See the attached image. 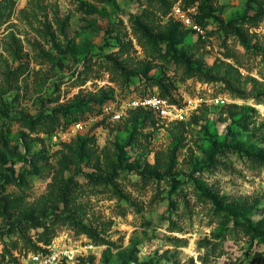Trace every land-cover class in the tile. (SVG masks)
Returning a JSON list of instances; mask_svg holds the SVG:
<instances>
[{
    "label": "rangeland",
    "instance_id": "rangeland-1",
    "mask_svg": "<svg viewBox=\"0 0 264 264\" xmlns=\"http://www.w3.org/2000/svg\"><path fill=\"white\" fill-rule=\"evenodd\" d=\"M53 252L264 264V0H0V264Z\"/></svg>",
    "mask_w": 264,
    "mask_h": 264
},
{
    "label": "built area",
    "instance_id": "built-area-1",
    "mask_svg": "<svg viewBox=\"0 0 264 264\" xmlns=\"http://www.w3.org/2000/svg\"><path fill=\"white\" fill-rule=\"evenodd\" d=\"M172 15L189 29L195 32H202V28L193 20L191 9L185 10L178 5L173 8ZM215 102L220 104L224 101L222 98H216ZM125 105L132 109L149 111L168 122L183 121L189 112L194 110L190 106L176 104L170 98L163 97L159 93L132 94L126 99ZM116 117L119 119L121 113L118 112ZM78 127L82 128V125L79 124ZM23 264H59V256L56 252L51 254H32Z\"/></svg>",
    "mask_w": 264,
    "mask_h": 264
},
{
    "label": "trees",
    "instance_id": "trees-1",
    "mask_svg": "<svg viewBox=\"0 0 264 264\" xmlns=\"http://www.w3.org/2000/svg\"><path fill=\"white\" fill-rule=\"evenodd\" d=\"M167 13H168V10H166L165 14H167ZM145 94H147L146 91L142 92V95H145ZM160 95L163 96V97H167L165 93H161V92H160ZM146 112H147V113H151V112H149V111H146Z\"/></svg>",
    "mask_w": 264,
    "mask_h": 264
}]
</instances>
